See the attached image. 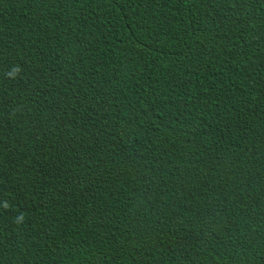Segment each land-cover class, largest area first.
Returning a JSON list of instances; mask_svg holds the SVG:
<instances>
[{
    "label": "trees",
    "instance_id": "1",
    "mask_svg": "<svg viewBox=\"0 0 264 264\" xmlns=\"http://www.w3.org/2000/svg\"><path fill=\"white\" fill-rule=\"evenodd\" d=\"M0 264H264V0H0Z\"/></svg>",
    "mask_w": 264,
    "mask_h": 264
}]
</instances>
